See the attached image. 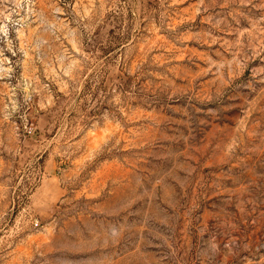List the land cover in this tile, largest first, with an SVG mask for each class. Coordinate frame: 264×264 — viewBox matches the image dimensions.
<instances>
[{
    "label": "rangeland",
    "instance_id": "rangeland-1",
    "mask_svg": "<svg viewBox=\"0 0 264 264\" xmlns=\"http://www.w3.org/2000/svg\"><path fill=\"white\" fill-rule=\"evenodd\" d=\"M0 264H264V0H0Z\"/></svg>",
    "mask_w": 264,
    "mask_h": 264
}]
</instances>
